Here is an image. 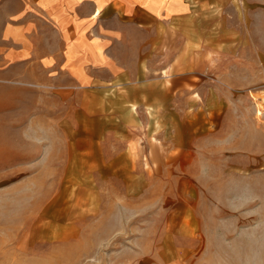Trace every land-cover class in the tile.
<instances>
[{"label": "rangeland", "instance_id": "obj_1", "mask_svg": "<svg viewBox=\"0 0 264 264\" xmlns=\"http://www.w3.org/2000/svg\"><path fill=\"white\" fill-rule=\"evenodd\" d=\"M26 21L8 35L32 52L0 51V264H264V202L247 186L264 166L244 154L246 117L263 147L264 117L258 95L229 89L230 53L264 40V0L109 26L114 66L86 90L40 73L53 30Z\"/></svg>", "mask_w": 264, "mask_h": 264}, {"label": "crops", "instance_id": "obj_2", "mask_svg": "<svg viewBox=\"0 0 264 264\" xmlns=\"http://www.w3.org/2000/svg\"><path fill=\"white\" fill-rule=\"evenodd\" d=\"M201 1L203 0H0V9L4 10L3 17L6 19L0 51L5 60L14 58V55L24 56V53L32 52L31 48L27 49L28 52L21 50L23 46L28 47L26 43L32 38L26 36L24 40L19 35V37L16 36L18 38L16 40L8 35V32L11 31L9 26L11 22L15 21L17 24L25 22L27 25L26 20H30L33 14H36L42 20L43 26L51 27L53 30L52 36H38L41 40L38 41L37 51L33 57L38 59L40 73L53 76L66 75L54 81L70 83L75 86L74 88L86 90L93 84L101 83L102 73H107L109 67L114 66L112 61L114 52L112 53L110 49V42L117 41L122 32L118 30L109 32L107 30L109 26L141 28L164 25L167 21L192 13L195 5L200 4ZM16 2H21V6L14 11L12 5ZM30 8L35 12L29 14L27 9ZM95 26L102 28V31L106 28V32H102L99 36L93 35L91 32ZM14 42H20V51L17 47H13ZM247 47L243 52L230 53L229 89H243L258 95L257 101L263 108L260 118H263V34L260 45ZM234 75H236L235 78ZM230 103H232L230 106L236 107V102L233 104L232 99ZM250 103L251 109H254L253 103H256V108L258 107L257 102L251 100ZM255 118H257L256 114L254 116L251 111L250 116L245 120L244 154L247 162L250 163V168H253L254 163L255 168L259 165L262 168L264 147L262 144L258 146L253 142ZM247 186L250 191L249 197H253L254 193L256 198L264 202V179L248 180Z\"/></svg>", "mask_w": 264, "mask_h": 264}, {"label": "bare ground", "instance_id": "obj_3", "mask_svg": "<svg viewBox=\"0 0 264 264\" xmlns=\"http://www.w3.org/2000/svg\"><path fill=\"white\" fill-rule=\"evenodd\" d=\"M264 96V95H263ZM259 107V106H258ZM264 107V106H263ZM257 109V108H256ZM263 109V108H262ZM262 110H260V108L257 109V114H261ZM257 116V115H256ZM259 116V115H258Z\"/></svg>", "mask_w": 264, "mask_h": 264}]
</instances>
